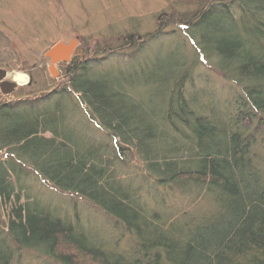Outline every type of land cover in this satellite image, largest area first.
<instances>
[{
    "label": "trees",
    "instance_id": "trees-1",
    "mask_svg": "<svg viewBox=\"0 0 264 264\" xmlns=\"http://www.w3.org/2000/svg\"><path fill=\"white\" fill-rule=\"evenodd\" d=\"M169 17L59 80L0 32V264H264V0Z\"/></svg>",
    "mask_w": 264,
    "mask_h": 264
},
{
    "label": "rangeland",
    "instance_id": "rangeland-1",
    "mask_svg": "<svg viewBox=\"0 0 264 264\" xmlns=\"http://www.w3.org/2000/svg\"><path fill=\"white\" fill-rule=\"evenodd\" d=\"M207 1L0 0V32L7 36L10 47L20 56L22 62L38 70L46 67L50 73L51 62L46 58V54L60 42L70 44L74 39H78L82 49L91 48L93 51L96 47L114 46L122 35L135 31L137 27V33L141 35L154 31L163 14L170 15L169 18L174 23L175 18L183 19L185 15L188 16L206 6ZM173 23L169 24L172 26ZM169 35V31H166L164 35L166 37L151 43L144 56L152 57L158 48L164 47L166 42H171ZM110 66L116 64L112 62L108 65ZM26 71L16 69L7 71L6 80L16 82L15 77L23 75L26 83L21 87H25L31 81ZM57 73L59 80L58 68ZM40 186L43 189L47 188L37 182L36 187ZM66 200L69 206H71L69 202L76 201L71 196L66 197ZM84 206L83 202L77 200L76 210L67 209L69 216L75 215L79 210L85 221ZM93 225L96 223L93 222ZM76 264L84 263L80 261Z\"/></svg>",
    "mask_w": 264,
    "mask_h": 264
},
{
    "label": "water",
    "instance_id": "water-1",
    "mask_svg": "<svg viewBox=\"0 0 264 264\" xmlns=\"http://www.w3.org/2000/svg\"><path fill=\"white\" fill-rule=\"evenodd\" d=\"M78 44V39H74L70 44L60 42L47 52L46 58L51 62L49 71L53 78H58L57 65L60 63H69L77 50ZM7 77L8 72L0 69V96L10 97L19 87L22 86L16 82L7 81Z\"/></svg>",
    "mask_w": 264,
    "mask_h": 264
},
{
    "label": "bare ground",
    "instance_id": "bare-ground-1",
    "mask_svg": "<svg viewBox=\"0 0 264 264\" xmlns=\"http://www.w3.org/2000/svg\"><path fill=\"white\" fill-rule=\"evenodd\" d=\"M15 81H16V83L22 85V84H25L26 83V78L23 75H17L15 77Z\"/></svg>",
    "mask_w": 264,
    "mask_h": 264
}]
</instances>
